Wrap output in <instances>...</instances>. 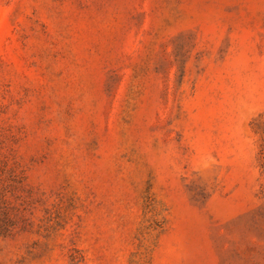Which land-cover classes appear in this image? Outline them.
Listing matches in <instances>:
<instances>
[{"label":"rangeland","instance_id":"rangeland-1","mask_svg":"<svg viewBox=\"0 0 264 264\" xmlns=\"http://www.w3.org/2000/svg\"><path fill=\"white\" fill-rule=\"evenodd\" d=\"M0 264H264V0H0Z\"/></svg>","mask_w":264,"mask_h":264}]
</instances>
